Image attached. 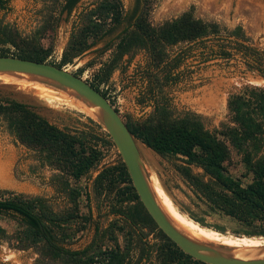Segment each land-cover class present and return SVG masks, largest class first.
<instances>
[{"label": "rangeland", "instance_id": "obj_1", "mask_svg": "<svg viewBox=\"0 0 264 264\" xmlns=\"http://www.w3.org/2000/svg\"><path fill=\"white\" fill-rule=\"evenodd\" d=\"M95 1L80 0L66 16L64 12L59 13L62 0H7L6 9H0V25L16 32V37L14 45L4 47L8 53L31 50L42 54L47 51L46 61L57 63L70 32L78 24L79 13ZM119 2L122 12L133 6V0ZM142 5L150 25H160L186 12L205 25L215 26L218 32L217 35L203 37L204 42L191 45L189 55L173 69L177 73L175 82L164 83L162 72L152 70L155 97L162 100L174 115L185 111L196 113L205 128L217 131L226 120V99L230 94L245 86L264 88V78L246 68L239 54L234 53L226 60L207 59L210 55L208 50L201 49L203 43H215L219 37H226L236 29L244 35L249 45L264 49V0H144ZM105 40L97 42L62 67L94 83V76L99 74L101 64L114 57L113 45L102 52L94 51ZM181 46L184 44L168 47V54H173ZM119 61L114 63L107 79L98 87L124 122L141 121L152 111L151 101H138L146 86L148 54L138 49L129 61L127 55ZM80 67L83 69L78 72ZM13 84L16 87H12ZM0 94L29 104L50 123L78 136L96 155L94 163L74 179L45 160L42 154L19 142L0 118V190L9 192L4 197H37L41 201L38 208L46 210L45 214L62 216L63 227L55 228L54 232L65 247L80 249L86 246L94 236L97 222L93 248L104 250L117 244L125 251L131 243L128 226L111 211L141 212L125 187L126 183L115 179L117 171L114 167L121 159L111 139L103 134L105 130L98 128L95 119L68 96L45 86L0 79ZM136 140L159 195L180 224L202 239L217 244L243 247L264 243V236H250L263 240L252 242L244 234L234 235V231L245 228L225 215L207 211L184 174V168H189L192 174L200 175L199 167L187 164L179 154L160 155ZM259 151L264 152V134ZM239 159L240 155L231 149L227 168L231 174L243 176L245 169ZM106 170L114 172L115 180L110 191L98 178ZM64 178L68 185L62 189ZM242 179L246 181V177ZM187 214L202 217L204 222L221 229L200 227ZM0 226L8 234V238H0V264L83 263V256L72 258L55 253L38 238L26 235L25 228L9 217L0 216ZM18 238H24L29 246L16 247ZM146 238L149 242H159L157 229H150ZM130 252L128 257L134 260L136 255L133 250ZM138 264H158L157 256L153 252L147 260Z\"/></svg>", "mask_w": 264, "mask_h": 264}, {"label": "trees", "instance_id": "obj_2", "mask_svg": "<svg viewBox=\"0 0 264 264\" xmlns=\"http://www.w3.org/2000/svg\"><path fill=\"white\" fill-rule=\"evenodd\" d=\"M79 1L62 0L59 13L69 15ZM143 1L134 0L133 8L126 12H122L119 0H96L90 7H85L79 13L78 24L70 32L57 63L46 61L47 51L42 54L31 50L8 53L4 46L14 45L16 32L0 25V55L11 54L62 67L97 42L107 39L94 51L102 52L113 45L114 57L101 64L99 74L94 76V83L88 82L106 98L98 84L107 79L115 66L114 63L124 55H127L129 61L136 50H145L148 54L147 80L142 97L138 101H151L152 111L141 121H125L126 126L134 138L152 151L160 155L179 154L187 164L199 167L200 175L192 174L189 168H184V174L190 180L194 194L205 204L207 211L225 215L245 228L243 231H234V235L244 234L246 239L252 242L263 241L250 236H264V152L259 151L264 134V88L245 86L230 94L226 99V120L220 124L217 131L205 128L196 113L185 111L174 115L162 100L155 97L152 70L162 72L164 83L175 82L177 73H174L173 69L189 55L191 45L204 42L203 37L209 34L217 35L218 32L215 26L205 25L191 18L186 12L160 25H150L143 13ZM6 7L7 0H0V9ZM245 39L236 29L230 31L226 37H219L215 43H203L201 49L208 50L210 54L205 59L226 60L237 53L246 68L264 78V49L259 50L249 45ZM178 43L184 46L179 47L173 54H168V47ZM82 69L83 67H80L78 72ZM115 110L117 111L116 108ZM0 118L19 142L42 154L45 160L63 169L64 173L74 179L84 173L96 159L95 152L88 148L83 140L50 123L29 104L0 94ZM96 126L101 128L99 124ZM103 134L110 138L105 131ZM231 149L240 155L239 160L245 169L243 176L233 175L227 168ZM114 170L117 171L115 179L119 178L126 183L125 187L136 200L141 212L140 214L137 210L131 212L122 209L111 211L128 226L131 243L125 251L117 244L104 250L93 248L98 231L97 222L94 226V236L86 246L80 249L63 246L54 230L63 227L64 218L45 214L46 210L38 208L41 201L37 197H4V194L9 192L0 190V216L9 217L22 225L26 235L38 238L55 253L72 258L83 256L82 264H138L147 260L153 252L157 256L158 264H205L183 253L156 226L140 203L122 161L119 160ZM59 175L62 177V174ZM113 176L114 172L110 170L98 176L100 182L104 181L108 186L109 191L114 184ZM242 177H246L245 182ZM62 181L64 189L68 184L65 178ZM187 215L200 227L221 229L204 222L202 217ZM152 228L157 229L159 242L147 240V233ZM0 238H8L1 226ZM28 246L24 238H18L16 247ZM132 250L136 255L134 260L128 257Z\"/></svg>", "mask_w": 264, "mask_h": 264}, {"label": "water", "instance_id": "obj_3", "mask_svg": "<svg viewBox=\"0 0 264 264\" xmlns=\"http://www.w3.org/2000/svg\"><path fill=\"white\" fill-rule=\"evenodd\" d=\"M0 75L11 77L14 83L40 84L89 108L90 115L106 131L116 148L143 208L162 233L183 253L205 264H264V243L232 247L197 239L170 219L152 190L150 174L138 149L137 140L118 111L86 80L63 67L13 55H0ZM13 86L16 87V84Z\"/></svg>", "mask_w": 264, "mask_h": 264}, {"label": "bare ground", "instance_id": "obj_4", "mask_svg": "<svg viewBox=\"0 0 264 264\" xmlns=\"http://www.w3.org/2000/svg\"><path fill=\"white\" fill-rule=\"evenodd\" d=\"M263 9H264V5H262ZM0 79H2L3 81H8L9 79L11 80V77L9 76H6V75H0ZM34 85H40V84H34ZM70 98V97H69ZM75 104H77L81 109H83L86 113L90 114V109L87 108V107H83V106H80V104H78L75 100H73L72 98H70ZM150 179V184H151V187H152V190L156 196V199L158 201V203L160 204V206L162 207V209L166 212V214L170 217V219L180 228L182 229L183 231H185L186 233H188L190 236L192 237H195L197 239H201V240H204L202 239L201 237H199L198 235H196L195 233L189 231L187 228H185L182 224H180L177 219H175V217L171 214V212L169 211V209L166 207V205L164 204L161 196L159 195L151 177H149ZM211 242V241H210ZM214 242V241H213ZM259 245V244H257Z\"/></svg>", "mask_w": 264, "mask_h": 264}, {"label": "flooded vegetation", "instance_id": "obj_5", "mask_svg": "<svg viewBox=\"0 0 264 264\" xmlns=\"http://www.w3.org/2000/svg\"><path fill=\"white\" fill-rule=\"evenodd\" d=\"M133 5H134V0H133ZM140 6H141V4H140ZM132 8H133V6H132ZM132 8H131V9H132ZM131 9H130V10H131Z\"/></svg>", "mask_w": 264, "mask_h": 264}]
</instances>
